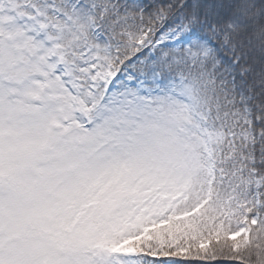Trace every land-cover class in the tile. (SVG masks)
I'll return each instance as SVG.
<instances>
[{
  "label": "snow or ice",
  "instance_id": "6c2138e0",
  "mask_svg": "<svg viewBox=\"0 0 264 264\" xmlns=\"http://www.w3.org/2000/svg\"><path fill=\"white\" fill-rule=\"evenodd\" d=\"M0 264H264V0H0Z\"/></svg>",
  "mask_w": 264,
  "mask_h": 264
}]
</instances>
